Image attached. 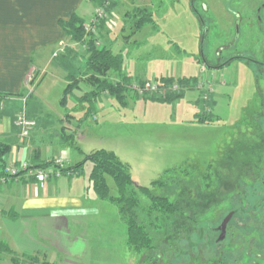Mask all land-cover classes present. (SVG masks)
I'll return each instance as SVG.
<instances>
[{"label": "rangeland", "instance_id": "rangeland-1", "mask_svg": "<svg viewBox=\"0 0 264 264\" xmlns=\"http://www.w3.org/2000/svg\"><path fill=\"white\" fill-rule=\"evenodd\" d=\"M208 1L216 19L222 20L219 27L232 33L234 17L223 10L222 1ZM93 5L91 15L84 19V26L89 28L90 24L88 31L85 29L86 39H91L96 48L109 47L121 54L124 75L134 76L126 75L127 81H122L118 73H106L115 86L119 82L125 88L124 105L103 92L93 115L81 121L76 131L80 148L84 152L100 148L112 150L130 165L133 180L141 186L149 187L150 182L173 168L178 174L185 168L193 174H209L205 188L198 181L190 183L185 200L178 202L204 213L201 222H209L211 227L219 223L229 207L240 204L246 209L257 206L254 212L248 213L251 220L264 218V186L260 175L264 165V79L257 80L253 67L241 60L218 66L221 62L216 61V53L220 43L202 42L192 0H104ZM136 8L150 9L153 22L130 36L131 16ZM96 9H100L101 18L89 22ZM84 50V44L69 38L56 42L52 54H47L48 60L31 65L24 94L18 96L22 106L34 107L41 113L48 106L57 110L56 120L61 116V123L76 124L82 107L75 105L74 95L91 88L84 80L89 76L84 72ZM201 57L205 63L199 61ZM72 71L80 77L81 90L74 89V95L68 97L67 108L77 111L71 114L70 109L66 116L59 100L67 75ZM135 73L171 75L174 78L171 83H177V88H169L165 94L180 93L183 97L166 103L155 101L165 96L157 92L140 96L133 90L134 84L153 81L152 84L160 85L161 82L155 77L138 79ZM182 75L192 80L183 85L179 81L181 77H177ZM32 97L33 103L29 104ZM196 113L209 119L199 123ZM35 115L36 122L43 119ZM71 126L69 130L73 129ZM52 151L64 160L82 155L73 148L58 145ZM90 169V162H86L76 177L88 178ZM107 182L114 193L113 180L107 177ZM155 192L161 193V190ZM139 197L143 202L147 200ZM113 208L114 217L119 220L114 226V252H93L91 257H85L86 264L137 263V255L124 245L125 237L117 234H124L122 227L118 230V225L123 223ZM258 222L245 225L233 217L227 223L225 238L214 245V241L210 240L211 244L209 241L212 235L200 233L202 237H196L195 250L190 252L191 260L195 256L203 259L208 253V264H221L219 260L223 259L226 264H245V252H264V222ZM204 242L210 244L206 251ZM141 260L142 256L138 257V262ZM0 262L10 264L6 257Z\"/></svg>", "mask_w": 264, "mask_h": 264}, {"label": "crops", "instance_id": "crops-1", "mask_svg": "<svg viewBox=\"0 0 264 264\" xmlns=\"http://www.w3.org/2000/svg\"><path fill=\"white\" fill-rule=\"evenodd\" d=\"M93 7L88 0H0V142L9 146L5 162L38 165L60 156L52 150L55 145L62 148V127L76 138L80 116L69 130L71 125L61 123V116L56 120V109L47 106L41 113L22 106L18 96L24 93L31 65L46 60L56 42L65 37L59 21L73 14L85 19ZM135 76L172 77L155 73ZM21 110L35 121L27 137L19 135L14 122ZM36 113L43 119L36 122ZM77 152L81 157L65 158L70 165L88 153L82 149ZM78 175L74 172L43 184L21 181L0 186V252L38 256L56 264H86L85 257L93 252H114V226L119 222L114 217V206L100 200L88 178ZM118 227L124 234H117L126 237L125 226ZM5 257L10 260L9 255L1 254L0 261Z\"/></svg>", "mask_w": 264, "mask_h": 264}, {"label": "trees", "instance_id": "trees-1", "mask_svg": "<svg viewBox=\"0 0 264 264\" xmlns=\"http://www.w3.org/2000/svg\"><path fill=\"white\" fill-rule=\"evenodd\" d=\"M89 1L97 5L104 0ZM152 16L150 9L136 8L131 16L133 26L129 35H134L144 25L152 24ZM84 21V18L76 14H73L68 20L59 21L65 38L85 45L86 66L84 72L89 73V76H85L84 80L89 82L91 88L81 90L79 86L80 77L73 71L69 72L66 78L67 84L59 100L60 106L64 108L63 110L68 116L71 109L66 106L68 97L74 95V89L81 90L80 94L74 95L75 105L82 107V115L79 117L81 121L86 119L88 115H93L103 92L113 96L119 103H124L125 88L119 82H116L117 85L115 86L114 81L106 74L108 71L118 73L122 81L128 79V76L124 75L122 71L123 57L121 54L112 52L109 47L96 48L91 39L87 40ZM200 59L199 61L204 62ZM155 79L165 84H170L174 80L173 77L164 76ZM191 80V77L179 78L183 85ZM181 97L183 94L171 93L170 95L166 94L163 98H156L155 101L171 103ZM151 99L153 100V98ZM76 111L72 108L71 114L76 113ZM195 117L199 123H205L209 119L201 118L197 113ZM59 138L62 147H70L81 152L74 134L72 132L67 133L64 127L60 130ZM8 151L9 146L0 142V166L5 163V156ZM52 161L53 159L33 166L44 167L50 165ZM86 162L91 164L88 174L90 186L100 200L115 206L120 221L125 226L124 245L129 252L137 255L136 264H208L210 261L208 253L205 255L208 259L206 257L199 259L195 256L192 261L190 252L195 250L196 237H202L200 233L201 235L204 232L214 235L210 223L201 222L204 213H200V210H190L185 203L178 201L185 200L186 189L194 181H198L205 188L207 180L210 179L209 174H193L188 168L182 169L181 173L178 174L177 169L173 168L166 170L164 175L150 182L149 187L141 186L133 180L131 168L127 162L121 160L112 150L100 148L85 153L80 161L72 165L68 163L62 168L60 177L74 172L80 174ZM107 177L113 180L114 193L111 192ZM155 190H161V193H157ZM140 195L147 200L143 202L142 198L139 197ZM255 200L258 199L255 198ZM256 207L253 208L256 209ZM209 237L211 238L209 241H214L213 243L210 241V244L217 243L214 237ZM210 244L205 243V251ZM1 254L10 256V264H56L38 256H19L13 252H0ZM140 256H142V260L138 262Z\"/></svg>", "mask_w": 264, "mask_h": 264}, {"label": "flooded vegetation", "instance_id": "flooded-vegetation-1", "mask_svg": "<svg viewBox=\"0 0 264 264\" xmlns=\"http://www.w3.org/2000/svg\"><path fill=\"white\" fill-rule=\"evenodd\" d=\"M220 1H222L223 10L234 17L232 33L229 31L226 33L223 31L224 29L219 27L222 20L216 19L208 0H192V8L197 14L201 26L200 35L202 42L210 43L212 41L220 43V48L216 53V61L220 60L221 62L218 66L224 67L233 61L241 60L253 67L257 80L264 79V0ZM196 4L199 5L198 8H196ZM211 31H213L212 35H210ZM223 51L225 53H222ZM201 59L204 61V58L201 57ZM259 91L262 92L260 89ZM261 92L260 94H262ZM260 171L264 186V165ZM257 187L260 189L259 184ZM243 202L246 203L245 201ZM241 205L234 208L229 207L224 217L229 212H232L233 214L229 221L234 217L235 219L239 218L245 225L247 223L257 225L259 224L258 221L264 222V218L261 217L260 219L257 218V220H251L248 213L254 212L253 209L251 211L249 210L250 208L240 207ZM223 218H221L219 223L211 227L212 234H214L213 237H215L217 243L221 242V240H218V236L220 235L218 227ZM243 255L246 261L245 264H264V252H245ZM223 260H219V262L226 264V259ZM227 264H230V262H227Z\"/></svg>", "mask_w": 264, "mask_h": 264}, {"label": "built area", "instance_id": "built-area-1", "mask_svg": "<svg viewBox=\"0 0 264 264\" xmlns=\"http://www.w3.org/2000/svg\"><path fill=\"white\" fill-rule=\"evenodd\" d=\"M101 18L100 9H96L95 15L90 18L89 22H95ZM89 24V23H87ZM85 29L88 31L90 28ZM153 81H143L138 82L133 85V90L140 96L145 93L157 92L158 94H165V90L177 88V83H171L166 85L157 83L156 85L152 84ZM16 126L19 128V135L21 137H27L30 133V130L35 126V121L26 117L24 110H21L16 115L14 120ZM68 162L64 160L61 156L56 157L47 166H33L28 164L26 161L20 163H8L5 162L0 166V186H3L10 182H21V180H34L38 184H43L50 178H58L62 175V168H64Z\"/></svg>", "mask_w": 264, "mask_h": 264}, {"label": "water", "instance_id": "water-1", "mask_svg": "<svg viewBox=\"0 0 264 264\" xmlns=\"http://www.w3.org/2000/svg\"><path fill=\"white\" fill-rule=\"evenodd\" d=\"M232 212H229L221 221L220 225H219V230H220V235L218 236V240H222L225 236V232H226V225L228 223V221L230 220L231 216H232Z\"/></svg>", "mask_w": 264, "mask_h": 264}]
</instances>
